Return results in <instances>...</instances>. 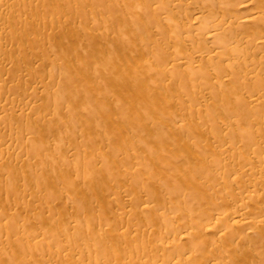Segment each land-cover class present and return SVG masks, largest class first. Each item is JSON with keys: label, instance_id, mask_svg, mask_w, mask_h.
<instances>
[{"label": "bare ground", "instance_id": "6f19581e", "mask_svg": "<svg viewBox=\"0 0 264 264\" xmlns=\"http://www.w3.org/2000/svg\"><path fill=\"white\" fill-rule=\"evenodd\" d=\"M15 1L18 4V10H28L27 2L31 0ZM92 1L84 0V3L93 9ZM180 2L181 0H124V5L128 14L134 13L136 10L142 12L141 15H134L129 21L136 27H146L147 29L148 25L144 22V17L149 13L156 14L158 10H164V6L169 11L172 8L176 12H181L183 9H180L182 6ZM8 3L9 0H0V8L4 9L0 10L1 12L5 14L8 12ZM187 3L190 5L201 3L199 12L191 19L194 22L186 24L178 19L175 22L170 21V23L174 24L178 31L181 28L180 33H186L191 28L200 31L201 38L208 40L209 44H213L210 46L212 49L209 50L208 46L204 47L203 43L199 42L201 38L197 35L181 37L182 34L179 33L180 36L173 37V39L178 42L179 46L182 43L181 40L193 45L192 51L184 52L181 49H174L163 69H151L153 73L160 75L173 73L177 68H182L184 78L180 84L185 96L181 100L177 98V101H180L182 114L187 116L192 112H198L204 105L202 101L207 99L209 103L206 105V114L195 124L188 121L183 125L182 128L188 132L186 139L177 138L178 128H170L164 121L155 124L156 127L152 126V131L154 127L156 129L151 132L150 136H147L149 140L141 142L147 152L145 153L147 157L144 155L141 158L148 159L154 165H158L160 169L168 172L163 174L164 183L171 187L174 195L180 193L183 195L185 201L182 203V207L188 206L189 209L195 208V210L213 209L215 213L206 223H179L174 227L178 233L167 236L166 238L170 239L161 244V253L158 251L159 246L147 250L143 253L146 258L143 262L133 263L131 260L132 264H150V257L158 260L159 264H226L223 250L213 244L205 246L203 240L199 241L196 247L183 250L181 256H178L173 262L167 258V254L169 250L178 245L175 244L176 242L192 240L198 235L206 236L207 233H217L218 239H228L230 244L244 240L243 233L235 237V233L239 230L259 231L263 233L264 237V13L256 12L244 17H236L241 10L250 8L255 3L253 0H238L235 5H231L229 0H220L217 3H213L212 0H187ZM83 7L82 5V18L70 29L73 42L71 43L63 37L64 25L61 23V17H54L52 24L56 23L63 29L44 28L43 34L51 39V46L42 45L40 48L42 54L35 61H31V58H28L25 53L14 56L15 48L11 47L14 41L29 29L27 21L23 22L19 31L14 29L7 32L6 15H2L0 18V28L4 30V35L0 37V173L4 171L2 175L5 174L6 180L9 182L26 184L32 178L36 166L50 155L49 151L45 150L48 148L45 139L36 140L33 136L35 127L48 126L52 134L60 132V129L66 125L72 127L71 119L66 124L63 121H59L57 124L51 122L57 113L56 108H59L63 103L67 104L72 114H84L90 120L102 119L106 121L111 113L110 107H107L111 93L117 99V103L120 100V104H124L128 110L129 108L135 110V113L140 107H144L143 110L136 113L135 118L130 117L137 131L144 128L143 125L146 126L144 123L143 125L137 124L136 120L143 118L142 113L144 117L147 115L145 110L148 107H154L153 110L157 109L158 113L161 111L160 113L163 114L159 113L158 115L163 120L168 119L170 101L166 98L161 99L159 96L162 95L166 86L175 83V79L167 78L164 86L160 78H156L149 83V88L146 85L148 83L144 81L115 83L118 79L114 76L108 78L114 71L119 70L116 62L122 61V57L125 56L120 53L121 47L119 46L125 37L115 34V40L109 44L108 54L100 53L97 58L91 59L90 53L88 56L86 50L87 53L83 52V38L80 36V32L84 35L93 32L89 41L95 43L97 35H107L108 29L105 31L101 27L104 30L102 33L103 30L99 31L101 28L96 26L99 24L88 27L85 23ZM258 7L259 10H263L264 1L260 0ZM220 10H224L225 14L206 20L209 13ZM92 11L101 12L102 10L97 8ZM108 18L116 19L120 30L128 28L127 18L124 15H116L109 9ZM219 30L223 31L219 32ZM228 32L232 33L231 37ZM34 33L30 50L36 56L38 52L34 45H39L40 40L39 33ZM56 37H59V43ZM129 41V53L132 54L130 56H133L135 62V45L131 39ZM9 47H11L9 51L5 52ZM68 47L80 53V57H76L77 66L72 63V58L75 57L71 55ZM156 57L159 63L165 61L161 53L156 54ZM125 58L128 60L129 55ZM91 62L92 64H90ZM94 71H98V74ZM130 72L127 68L123 69L119 77ZM46 77L51 82L44 83L43 80ZM56 78H58L57 81ZM61 80H64V83ZM81 80L86 84L79 85ZM89 83L91 88L88 87ZM121 85L123 87H120ZM152 85H154V90H152ZM118 86L120 88H117ZM101 89L106 90L107 98L104 101L95 99L96 92L94 91L98 92ZM127 92L130 95L126 94ZM51 97L52 99L48 101L47 98ZM121 99L124 101L121 102ZM154 114L156 115V111ZM49 116L52 117L48 118ZM86 127H88L87 120H85V124L81 125L83 130ZM162 127L163 130L165 128L171 133L168 137L166 136L168 133L163 135V131L160 132ZM26 134V141L23 142L22 138ZM111 134H114L113 129H111ZM169 140L173 142L178 151L177 157L175 155L173 157L184 163L182 167L177 168L178 175L176 176L169 173L171 164L166 153L169 150ZM155 150L158 153L152 155ZM169 152L173 151L169 150ZM32 159L35 160V164L31 162ZM14 164H19L21 167L26 165L27 176L21 173L24 170L20 167L13 171L10 166ZM78 171L80 170L78 169ZM86 171L85 175L91 169ZM205 171H214V174L206 173L200 182L201 175ZM90 175L93 178L96 176L93 172ZM225 179H231V181L223 182ZM63 185L71 188L74 193L78 191V183L71 178L65 177ZM201 186H203L204 192L200 194ZM249 187L260 189V191H250ZM208 192L220 194L219 201L214 202L208 199ZM11 193L13 198H11ZM148 193L151 191L148 190ZM2 195L3 190L0 189V198ZM6 197L5 203L0 202V264L7 263L10 238L26 235L23 223L14 226L2 224V220L7 217L5 209L7 206H13L15 212L12 213V218H17L22 208L29 209L28 207L37 205L33 200L26 198L24 193L8 191ZM196 202L199 204L195 205ZM249 202L253 207L251 210L247 206ZM125 204L131 209L134 198L129 197L125 200ZM229 204L232 207L225 209ZM141 211L147 213L150 211V207L144 205ZM129 214L133 215V211H130ZM154 214L161 216L163 212L156 210ZM226 222L231 225H226ZM77 225L78 222L73 227L75 228ZM99 231L96 233L87 229V232L80 235L81 241L93 239L98 244L104 245L110 239L119 238V234L113 230L109 235L105 234L107 228L100 227ZM41 235H46L45 230H42ZM176 235H178V241ZM70 236L66 234L65 238H61V241H65L62 245L56 244L57 247H51L45 255H41L40 258L36 257L37 260L34 262L54 264V260L64 256L73 264H118V262H111L106 257L97 258V254L94 256L95 260L91 257H83L82 249H67V246L78 241V236ZM138 237L139 235H135L131 239L137 242ZM40 243L39 239L34 245ZM16 248L18 251L21 249L23 252L26 251V247L19 244ZM249 249L251 247L247 248V250ZM256 250L257 247L252 253L256 254ZM185 253L187 255L183 258L182 255ZM256 256L262 255L256 254ZM197 260L201 263H198ZM24 261L25 259H21L16 264H21ZM232 263L236 262L232 261ZM250 264H264V259H261L259 263L251 261Z\"/></svg>", "mask_w": 264, "mask_h": 264}, {"label": "rangeland", "instance_id": "374dc122", "mask_svg": "<svg viewBox=\"0 0 264 264\" xmlns=\"http://www.w3.org/2000/svg\"><path fill=\"white\" fill-rule=\"evenodd\" d=\"M219 1L212 0L213 3ZM237 1L229 0L231 5H235ZM253 1L255 3L250 8L241 10L236 17H244L256 12L264 13V9H258L260 0ZM82 5L84 6L83 10H85V23L88 27L99 24L96 25L97 28L102 27L105 31L108 29L107 35H97L95 43L89 41L93 32L91 34L88 32L85 35L80 32V36L83 38V52L87 51V55L90 53L91 59L97 58L100 53L104 55L108 54L109 44L115 40V34H121L125 37L119 44L121 47L120 53L125 54V56L120 54L124 58L122 57V61L116 62L119 70L114 71L108 78L114 76L118 79L117 82L114 81L115 83H121V81L122 83L123 81H144L148 83L146 84L147 86L156 78H160L163 85L167 78L173 77L175 79V83L166 86L162 95L159 96L161 99L166 98L170 101L167 113L168 119L163 120L158 115L161 111L158 113L157 109L153 110L154 107H148L145 110L147 111V115L144 117L142 113L143 118L136 120L137 124L143 125L144 123L146 126L143 125V131L142 129L137 131L130 117L135 118L137 116L136 113L143 110L144 107H140L135 113V110H131L130 108L128 110L124 104H120V100L117 103V99L111 93L107 104V107L111 109V113L108 115L109 119L107 117L106 121L102 119L90 120L84 114H72L66 103L56 108L57 113L51 122L57 124L59 121H63L66 124L71 119L72 127L70 128L66 125V127L60 129V132L55 134L50 132V127L48 126L35 127L33 136L36 140L39 138L45 139V144L48 146L45 150H48L50 155L41 160L40 165L36 166L32 178L26 184L22 182L19 184L14 181H7L6 175H2L4 171L0 173V189L3 190L2 198H0L1 203L7 201L6 194L8 191H15L18 194L24 193L26 198L37 203L35 207H28L29 209L27 207L22 208L17 218H12V213L15 212L13 206H7L5 209L7 217L2 220V224L14 226L15 224L23 223L25 224L26 233L22 237L14 236L10 238L6 264H16L21 259H25L21 264H44L41 261L35 263L34 260H37L36 257L40 258L41 255H45L51 247H57L56 244L62 245L65 241H61V238H65L66 234L71 235L70 237L78 236V241L67 246V249H82L83 257L94 259L95 254H97V258L106 257L111 262H118V264H132L131 260L133 263L143 262L146 259L143 256L145 251L159 246L158 251L159 253L162 252L160 249L161 244L166 243L170 239L166 238L167 236L178 233L174 227L179 223H206L211 215L215 213L213 209L195 210V208L189 209L188 206L182 207V203L185 201L183 195L181 193L174 195L171 187L164 183L163 174L168 172L160 169L158 165H154L148 159L141 158L147 153L142 147L141 142L149 140L147 136H150L151 132H154V129H156L155 124L164 121V123H168L170 128H178L177 138L183 137V139H186L188 132L182 128L183 125L188 121L195 124L206 114V105L209 103L207 99L202 101L204 105H202L198 112H192V114H188L187 116L182 114L180 101H177V98L181 100L185 96L183 87L180 84L184 78L182 68H177L173 73L160 75H156L151 69H163L174 49H181L184 52L192 51L193 45L181 40L182 43L179 46L178 42L173 39V37L178 38L180 36L181 28L178 31L170 21L175 22L180 19L181 22L186 24L187 22L193 23L194 21L191 19L199 12L201 3L190 5L187 3V0H181L180 5L182 6L180 9H183L181 12H176L172 8L169 11L164 6V10H158L156 14L149 13L143 18L144 22L148 25L146 29V27H136L129 21L134 15H141L142 12L136 10L134 13L128 14L124 0H93L91 2L92 8L94 10L100 8L101 12L92 11L93 9L84 3V0H31L27 2L28 10H18L17 2L9 0L8 12L5 14L0 11V18L2 15H6L7 32L14 29L19 31L25 21H27L29 26V29L17 38L11 46L15 48L14 56L25 53L28 58H31V61H35L42 54L40 51L42 45L51 46V39L43 34L44 28L63 29L56 23L52 24V19L57 16L61 17V23L64 25L63 37L72 43L70 29L74 23H77L82 18ZM71 6L72 9H70ZM109 9L116 15H124L127 18L128 28L126 30H120L116 19L108 18ZM0 10L4 9L0 8ZM222 14H225L224 10L211 12L206 16V20L217 18ZM102 28L99 31H102ZM222 31L219 30V32ZM34 32L39 33L40 40L39 45H34L38 52L36 56L30 50L32 38L35 35ZM102 33H104V30ZM180 34H182L181 37H193L197 35L201 38L202 36L200 31L193 30L192 28L186 31V33ZM3 35L4 30L0 28V37ZM228 35L231 37L232 33L228 32ZM56 39L58 40L59 37H56ZM130 39L135 45V62L133 61V56H130L132 54L129 53ZM199 42L203 43L204 47L208 46L209 50L212 49L210 46H213V44H209L208 40L206 41L201 38ZM11 47L5 52H8ZM68 48L71 51V55L75 57L72 58V63L77 66L76 57H80V53L74 51L71 47ZM127 52L129 55L128 60L125 58L126 56L128 57ZM158 53L163 54L165 58L163 63L157 61L156 54ZM126 68L131 72L123 77H119L121 70H125ZM95 73L98 74V71ZM57 80L58 78H56ZM43 82L49 83L51 80L46 77ZM61 82L64 83V80H61ZM85 84L86 82L83 80L79 83V85ZM89 85L90 83L88 87H90ZM120 87H123V85ZM120 87L118 86L117 88ZM152 90H154V85H152ZM94 92H96V100L104 101L107 98L105 89ZM126 94L129 93L127 92ZM47 99L50 101L52 97ZM48 104L50 105V102ZM153 111H156V115ZM51 117L49 116L48 118ZM85 120L88 122V127L83 130L81 125L85 124ZM154 125L155 127L152 131L151 127ZM111 129L114 130V134H111ZM145 130L147 133H145ZM170 130L172 131V129ZM160 132L163 135L168 133L167 135L165 134L167 137L171 134L169 130L165 128L163 130V127ZM26 138L27 134L22 138L23 142L26 141ZM168 148L173 151L172 153L169 150L166 152L169 156L168 161L171 164L169 173L176 176L178 175L177 168L182 167L184 163L179 162L173 157V155L177 157L178 151L171 140L168 141ZM157 153L158 151L155 150L152 155H156ZM31 162L35 164L34 159ZM10 167L13 171L20 167L24 170L21 173L27 176L26 165L21 167L19 164H14ZM85 167L91 169L86 175L85 171L87 168L85 169ZM92 172L96 174L95 178L91 177L90 174ZM206 173L214 174V171L202 173L200 182ZM65 177L71 178L78 183L77 193H74L68 186L63 185ZM159 181H161V184H159ZM230 181L231 179H225L223 182L227 183ZM148 190L151 193H148ZM249 190L260 191V189L252 187H249ZM202 192H204L203 186H201L200 194ZM207 195V198L214 202L219 201L221 197L220 194L212 192H208ZM129 197L134 198V204L131 209L125 204V200ZM11 198H13L12 193ZM198 204L199 202L195 203V205ZM144 205L150 207L149 212L143 213L141 211ZM247 206L250 210L253 208L250 202ZM231 207L232 205L229 204L225 209ZM156 210L163 212V214L156 216L154 214ZM130 211H133V215L131 216L129 214ZM76 222H78V225L74 228L73 225ZM226 225L231 224L226 222ZM100 227L107 228L106 235H109L111 230H113L119 234V238L110 239L104 245L98 244L93 239L81 241L80 235L87 232V229L98 233L100 232ZM42 230H45V236L41 235ZM78 232L81 233L79 234ZM240 233L244 234V240L232 244L229 243L228 239H218L217 233H207L206 236L198 235L192 240H181V242L178 241V235H176L178 242L175 244L178 245L168 251L167 258L173 262L178 256H181L183 250L192 249L197 246L199 241L203 240L205 241V246L213 244L223 250L226 264H233L232 261H235V264H250L251 261L261 262V259H264L263 233L259 231L239 230L235 233V237ZM135 235H139L137 242L131 239ZM43 238L44 241L42 242ZM39 239L41 243L35 246L34 243ZM18 244L26 247V251L23 252L22 249L18 251L16 248ZM249 247L251 249L247 250ZM256 247V254L262 256L257 257L254 252L252 253ZM186 255L185 253L182 257L185 258ZM149 261L150 264H159V261L154 257H150ZM197 262L201 263L199 260ZM53 263L73 264L71 260H67L64 256L54 260Z\"/></svg>", "mask_w": 264, "mask_h": 264}]
</instances>
